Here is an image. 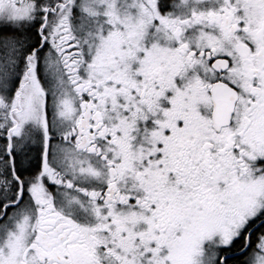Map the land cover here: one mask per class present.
I'll use <instances>...</instances> for the list:
<instances>
[{
	"label": "snow or ice",
	"instance_id": "obj_1",
	"mask_svg": "<svg viewBox=\"0 0 264 264\" xmlns=\"http://www.w3.org/2000/svg\"><path fill=\"white\" fill-rule=\"evenodd\" d=\"M0 264H264V0H0Z\"/></svg>",
	"mask_w": 264,
	"mask_h": 264
}]
</instances>
